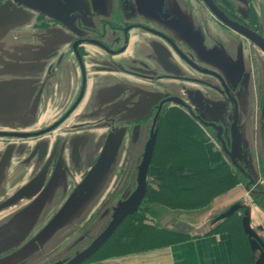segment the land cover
<instances>
[{"label": "flooded vegetation", "instance_id": "obj_1", "mask_svg": "<svg viewBox=\"0 0 264 264\" xmlns=\"http://www.w3.org/2000/svg\"><path fill=\"white\" fill-rule=\"evenodd\" d=\"M2 6L28 14L25 39L30 35L37 45L28 58L25 47L16 56L36 57L39 67L35 122L0 126V139L9 142L0 172L20 154L34 172L24 191L14 193L24 199L18 214L43 197L45 205L0 261L34 242L50 219L40 224V216L60 209L107 137L121 133L96 219L63 253L48 247L52 237L19 264H67L87 248L93 229L109 221L106 201L129 197L152 136L156 143L161 123L176 115L210 140L264 212V0H0ZM150 167L151 161L146 185ZM237 205L233 215L243 217ZM250 224L264 244V226Z\"/></svg>", "mask_w": 264, "mask_h": 264}, {"label": "water", "instance_id": "obj_2", "mask_svg": "<svg viewBox=\"0 0 264 264\" xmlns=\"http://www.w3.org/2000/svg\"><path fill=\"white\" fill-rule=\"evenodd\" d=\"M32 10L34 8H31ZM35 10V9H34ZM8 6L0 7V38H3L9 30L19 27L26 23V16H20L19 13H13ZM26 69V68H25ZM34 73L37 72L36 67H32ZM3 75V76H1ZM6 72L0 71V124H11L18 122L26 113H32L37 108V100L34 98L36 79L23 78V75L15 74L16 77L8 78ZM4 77V78H2ZM22 77V78H21ZM155 134L152 136L148 147L145 150L143 161L137 170L136 186L128 198L116 204L112 210L110 220L106 227L95 236L87 248L77 252L73 259L67 264H82L94 255L102 245L111 237L121 222L128 216L135 214L142 204L146 194V177L150 165L154 144ZM121 141V133L118 135H109L100 151V154L89 169L82 181L75 186L69 197L65 200L60 209L50 219V221L42 228V230L34 237V242L29 246H25L6 259L0 261V264H19L38 246H42L60 231L72 224L80 218L84 212L94 205L99 193L108 182L116 163V156ZM262 196L264 197V155H263V176H262ZM17 195H15L16 198ZM19 197H21L19 195ZM45 205V197L39 199L37 204L16 216L15 234L9 239V246L18 245L25 236L31 231L36 222L41 209ZM240 208L237 204L231 206L222 213L216 221H224L233 215ZM25 224V227L20 228ZM241 228L246 237L249 250L253 258V264H264V244L258 238L251 228L250 218L247 212H244L241 218ZM52 264H64L57 261Z\"/></svg>", "mask_w": 264, "mask_h": 264}, {"label": "trees", "instance_id": "obj_3", "mask_svg": "<svg viewBox=\"0 0 264 264\" xmlns=\"http://www.w3.org/2000/svg\"><path fill=\"white\" fill-rule=\"evenodd\" d=\"M151 167L155 170L159 184L156 191L147 190L145 202L173 210L205 208L215 197L241 183L228 166L211 168L204 145L168 122H162L159 127ZM145 213L143 209L126 217L106 243L87 261L148 250L183 239L147 226L144 223ZM234 217L217 231L230 232L235 264H253L241 224H236L232 220Z\"/></svg>", "mask_w": 264, "mask_h": 264}, {"label": "crops", "instance_id": "obj_4", "mask_svg": "<svg viewBox=\"0 0 264 264\" xmlns=\"http://www.w3.org/2000/svg\"><path fill=\"white\" fill-rule=\"evenodd\" d=\"M175 117L181 118L182 123L170 118L168 122L204 145L211 168L227 166L219 152L202 132L194 125H190L183 116L176 115ZM158 184L155 170L150 167L147 188L156 191ZM235 189L236 187L215 197L207 207L193 211L173 210L160 204L147 203L144 200L142 208L146 211L147 220L144 223L153 229L168 235L181 236L183 239L167 242L148 250L97 258L82 264H235L230 232L217 231L220 226L229 223L232 216L221 222L216 221L234 204L236 193L233 191ZM247 215L251 219L249 208ZM252 227L257 228L258 226L252 225ZM247 247L249 249L248 243ZM249 253L252 258L250 250Z\"/></svg>", "mask_w": 264, "mask_h": 264}, {"label": "rangeland", "instance_id": "obj_5", "mask_svg": "<svg viewBox=\"0 0 264 264\" xmlns=\"http://www.w3.org/2000/svg\"><path fill=\"white\" fill-rule=\"evenodd\" d=\"M13 13L15 14L19 13L20 16L23 15L26 16V18H28V14L24 13L23 11H14ZM25 21H26L25 24H27L28 22L27 19ZM25 24L20 25L19 27L16 28H12L3 38H0V71L6 72L8 74L7 77H5L6 79L16 77L15 74H19V75L21 74L23 75V78H28V79L31 77L36 78L35 76L36 73H34V70L31 68L33 66L36 68L39 67L38 59L34 57L33 59L30 58V60H27V58L29 57V54H31L30 53L31 46H36L37 44H35L36 41L31 40L30 35L27 39H25L28 34L26 29L24 28ZM22 42L24 44H22ZM20 47H25L26 49L28 48V55L26 60H20L16 56L17 54L16 52L19 50ZM24 68L28 69V71L30 72H28V74H23L22 72L25 71ZM36 112H37V108L35 111H32V113L29 112L26 113V115L23 118H21V120H23L21 123L23 122L25 123L21 124L20 123L21 120H19L17 122L20 123L18 125V128H24L25 125L27 127L30 126V124L32 125L35 122L34 117L36 115ZM171 119L180 124L182 123L181 122L182 119L179 117L172 116ZM8 125L11 124H0V126L2 127H10ZM8 143L9 142L7 140L0 139V156L5 151L6 145ZM20 146H22V144H20V142H17L14 144L13 149L19 150ZM21 159L22 158L20 157V154L15 153L14 156L11 157V160L7 163L5 167H3V170L0 172V255L5 253L4 249L8 248L7 246L10 245L9 239L11 235L15 234V230H12V228L16 227V224L13 223L17 222L16 216L18 215L20 209L24 205V199L20 200L21 197H19V194H17L15 198L14 193L16 192L21 193L22 191H24V189L26 188L24 186L27 184L26 182L30 173L34 172V169L32 170L29 166L28 168L22 166ZM118 168L121 169L120 167H117V171ZM230 170L232 171V169ZM109 184L110 183L108 182L107 185ZM114 185H116V183H114ZM235 187L236 189L233 191L234 193H236L235 195L236 199L234 201V205L235 203L241 204L244 209V212H248V208H249L253 225H257L258 227L262 228L264 226V212L261 210V208H258L253 204L251 198L249 197V195H247L241 183L237 184ZM147 190L148 188H146V192ZM115 194L116 193H114V195ZM56 201L57 202L54 204V206L58 207L61 201L60 200H56ZM120 201L121 200L118 197L110 198L109 200L106 201L108 202L109 205H111V212L116 207V204L119 203ZM100 202L101 200L97 198L94 202V205L88 208L80 218L75 220L72 224H70L65 229L60 231L57 235H55L53 240L48 245V247L49 248L52 247L53 249L56 248L54 251L55 253H60V252L63 253L65 249H68V247H70V245L73 244V241L76 240L81 233H83V230H85L88 226H90L89 224H92V222L96 219V216H98ZM140 206L141 207H139L136 213H138L139 210L143 211L142 208L143 205L141 204ZM52 212L53 209L51 212L45 213L42 216H40V224L44 223L46 220H48V218L51 219L56 214V213H54V215L50 214ZM90 217L93 218L91 219V221H88ZM144 217H145L144 218L145 221L146 213L144 214ZM241 218H242V214L239 213L238 215L236 214L235 217L232 218V220H234L236 224L239 225L241 224ZM108 219L110 220V218ZM103 229L104 228L102 227L97 230L93 229V232L90 234L91 237L89 244L92 242L95 236L98 235Z\"/></svg>", "mask_w": 264, "mask_h": 264}]
</instances>
